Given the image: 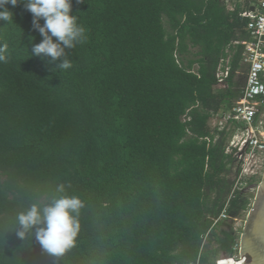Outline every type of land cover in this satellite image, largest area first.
Segmentation results:
<instances>
[{
	"label": "trees",
	"instance_id": "obj_1",
	"mask_svg": "<svg viewBox=\"0 0 264 264\" xmlns=\"http://www.w3.org/2000/svg\"><path fill=\"white\" fill-rule=\"evenodd\" d=\"M250 2L72 0L86 39L68 50L67 70L31 54L42 39L32 14L23 2L8 5L14 21L0 20V264H216L238 253L229 223L251 197L235 187L233 130L211 123L241 93L234 76L247 66L234 42L249 38L242 12ZM63 194L84 206L74 246L56 257L34 238L21 240L15 217ZM223 210L227 218L215 223Z\"/></svg>",
	"mask_w": 264,
	"mask_h": 264
},
{
	"label": "clouds",
	"instance_id": "obj_2",
	"mask_svg": "<svg viewBox=\"0 0 264 264\" xmlns=\"http://www.w3.org/2000/svg\"><path fill=\"white\" fill-rule=\"evenodd\" d=\"M21 2L32 14L33 30L42 38L34 44L31 54H43L52 61H60L59 69L71 68L68 50L86 39L85 28L77 23L72 12V0H0V20L13 22L14 14L8 5L15 7ZM6 50L7 44L0 43V62L6 61ZM56 191L64 193V185H58ZM83 206L79 197L66 194L51 196L45 203H32L15 217L17 236L21 240L34 238L44 252L59 257L75 244L80 229L78 217Z\"/></svg>",
	"mask_w": 264,
	"mask_h": 264
},
{
	"label": "built area",
	"instance_id": "obj_3",
	"mask_svg": "<svg viewBox=\"0 0 264 264\" xmlns=\"http://www.w3.org/2000/svg\"><path fill=\"white\" fill-rule=\"evenodd\" d=\"M249 5L250 7L242 12V15L248 18L246 30L249 38L234 42L243 45L242 61L247 66L244 86L233 105L218 114L214 120L218 129L228 126L233 130L229 145L236 149L240 164L235 187L240 186L239 181L242 178L257 175L256 169L260 159L264 157V123L261 119L264 112V0H251ZM227 62L226 59L225 63L219 65L216 73L219 82L228 75ZM226 218V212L223 210L215 219V223ZM223 258L217 260L216 264Z\"/></svg>",
	"mask_w": 264,
	"mask_h": 264
},
{
	"label": "water",
	"instance_id": "obj_4",
	"mask_svg": "<svg viewBox=\"0 0 264 264\" xmlns=\"http://www.w3.org/2000/svg\"><path fill=\"white\" fill-rule=\"evenodd\" d=\"M238 255L240 264H264V169L239 235Z\"/></svg>",
	"mask_w": 264,
	"mask_h": 264
},
{
	"label": "rangeland",
	"instance_id": "obj_5",
	"mask_svg": "<svg viewBox=\"0 0 264 264\" xmlns=\"http://www.w3.org/2000/svg\"><path fill=\"white\" fill-rule=\"evenodd\" d=\"M244 80H245V72H243L241 70H237V72H236V74L234 76V82H235L234 83V89L242 90V88L244 86ZM261 119H262V121L264 123V112H263V114L261 116ZM211 124H214V122L212 121ZM263 169H264V157L262 159H260L259 167H257V169H256L257 170V175L253 177V180H251L249 182L246 181V183H243V184L240 185L242 187L246 186V191L248 192V194L251 197V203H252L253 198L255 196L256 187H257V184L259 183V181L261 179V175H262ZM247 212H243L238 218L233 219L229 223L230 225L233 226V228L236 231V234L238 236L240 235V233L242 231ZM224 227H228V226H221V228H224ZM221 258H223V256ZM226 259H228V260H226ZM226 259L223 258L220 261V264H231V260L238 261L239 260V255H238V253H234L232 256H230V257H228Z\"/></svg>",
	"mask_w": 264,
	"mask_h": 264
},
{
	"label": "bare ground",
	"instance_id": "obj_6",
	"mask_svg": "<svg viewBox=\"0 0 264 264\" xmlns=\"http://www.w3.org/2000/svg\"><path fill=\"white\" fill-rule=\"evenodd\" d=\"M239 264H240V261H239Z\"/></svg>",
	"mask_w": 264,
	"mask_h": 264
}]
</instances>
